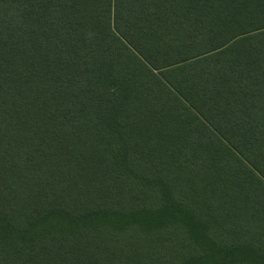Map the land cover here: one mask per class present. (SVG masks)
Instances as JSON below:
<instances>
[{
  "label": "trees",
  "instance_id": "trees-1",
  "mask_svg": "<svg viewBox=\"0 0 264 264\" xmlns=\"http://www.w3.org/2000/svg\"><path fill=\"white\" fill-rule=\"evenodd\" d=\"M0 264H264V0H0Z\"/></svg>",
  "mask_w": 264,
  "mask_h": 264
}]
</instances>
